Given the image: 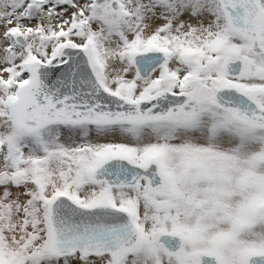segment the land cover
Returning a JSON list of instances; mask_svg holds the SVG:
<instances>
[{
    "label": "snow or ice",
    "instance_id": "1",
    "mask_svg": "<svg viewBox=\"0 0 264 264\" xmlns=\"http://www.w3.org/2000/svg\"><path fill=\"white\" fill-rule=\"evenodd\" d=\"M0 264H264V0H0Z\"/></svg>",
    "mask_w": 264,
    "mask_h": 264
}]
</instances>
